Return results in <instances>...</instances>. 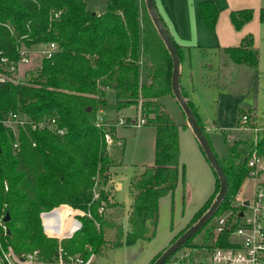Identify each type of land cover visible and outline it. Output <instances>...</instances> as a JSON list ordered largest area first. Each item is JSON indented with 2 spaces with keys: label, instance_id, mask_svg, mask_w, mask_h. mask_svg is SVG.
I'll list each match as a JSON object with an SVG mask.
<instances>
[{
  "label": "trees",
  "instance_id": "obj_1",
  "mask_svg": "<svg viewBox=\"0 0 264 264\" xmlns=\"http://www.w3.org/2000/svg\"><path fill=\"white\" fill-rule=\"evenodd\" d=\"M57 10L61 14L55 18L53 13ZM198 12L205 25L214 30L219 14L215 2L199 1ZM253 14L252 8H240L231 10L229 17L239 30ZM263 18L261 8L260 19ZM172 40L181 59L183 49ZM49 41L57 45L53 56L41 58L36 70L22 81H13L0 65V75L5 76L0 81V117L10 111L25 113L32 119L56 113L59 126L65 129L62 136L50 131L21 134L20 149L14 153L11 135L0 124V207L10 217L6 221L8 242L17 252L37 249L43 258H53L59 242L43 232L40 213L63 205L89 210L91 214L80 216L81 228L61 240L66 255L79 254L86 259L91 253L103 256L108 249L130 247L139 240L151 241L156 235L159 200L174 192L185 169L179 163L178 126L159 100L165 95L173 96L172 59L150 19L145 1L107 0L104 10L97 12L88 8L86 0H0V55L16 62L22 47L31 49ZM222 50L234 64L258 69L259 50L251 34L243 36L238 45ZM141 52L147 57L144 69L148 82L140 81ZM180 89L209 141V132L196 106ZM109 91L115 92V102L107 100ZM130 106H136L141 117L147 118L144 125L154 126L155 140L152 164L144 165L130 180L132 200L126 210L124 203L111 194V168L117 161L104 134L109 133L112 142H117L118 117L109 118L107 114L118 115ZM251 111L255 109L239 107L238 119ZM101 113L104 120L98 122ZM125 125H129L128 117ZM239 144L228 142L223 156L215 154L228 189L220 207L204 226V244L214 234L215 225L210 222L237 208L234 199L247 173L245 163L238 160ZM212 171V194L179 235L200 218L217 194L220 182ZM4 180L7 190L2 187ZM95 184L97 199H93L92 193ZM101 202L104 212L99 214ZM231 228L219 233L208 246L229 245ZM202 229L183 247L194 248L192 240Z\"/></svg>",
  "mask_w": 264,
  "mask_h": 264
},
{
  "label": "rangeland",
  "instance_id": "obj_2",
  "mask_svg": "<svg viewBox=\"0 0 264 264\" xmlns=\"http://www.w3.org/2000/svg\"><path fill=\"white\" fill-rule=\"evenodd\" d=\"M86 2L88 8L97 11L105 8L107 0H86ZM257 19L263 35L264 20L260 21L259 17ZM262 42L261 66L257 70L235 65L222 52L208 53L205 57H201L198 52L193 51L189 58L191 70L184 71L181 76V84L187 92V98L197 107L201 121L208 127L210 145L219 157L227 152L228 142L239 141L238 160L240 162H243L253 147L250 135L237 130L239 107L253 108L259 117L264 118V38ZM43 46L44 44H37L31 48L30 62L21 66L19 81L26 79L36 70L41 60L40 50ZM107 100L111 103L115 100L113 92H110ZM160 100L180 131L181 156H179V162L180 167L184 165V177L180 174L174 192L160 199L155 221L156 236L151 241H143L142 244L137 242L130 247L108 249L103 256L94 257V264H145L150 254L161 250L173 236L179 235L185 229L195 212L214 190L215 176L198 140L190 127L187 132L182 128L183 123L187 122L183 110L172 95L162 96ZM114 116L124 119L122 125H125L126 118L130 116L128 117L129 125L118 128L119 145L117 142L111 143V153L117 161V165L111 169L116 172V179L121 182V188L116 191L112 185L111 194L116 200L123 202L127 210L132 200L129 189L132 176L141 172L144 165L152 164L154 160V132L151 125L130 123L134 120L133 118L141 117L136 106L125 108L118 115L107 114L109 118ZM255 187V179L245 180L234 202H238L241 197L251 199ZM62 216L67 220L65 211L62 212ZM215 222L216 218L210 223L215 225ZM206 228L207 226L193 238L192 243L196 245L194 248L182 247L177 251L182 253L192 250L194 264L210 263L211 250L208 245L215 239V233L204 244ZM131 247L140 250V256L135 262L129 254Z\"/></svg>",
  "mask_w": 264,
  "mask_h": 264
},
{
  "label": "built area",
  "instance_id": "obj_3",
  "mask_svg": "<svg viewBox=\"0 0 264 264\" xmlns=\"http://www.w3.org/2000/svg\"><path fill=\"white\" fill-rule=\"evenodd\" d=\"M60 10L54 11L53 16L58 18ZM57 49L56 42L49 41L40 50L41 58H50ZM31 49L22 47L20 58L14 62L6 56L0 55V65L9 72L12 80L19 81V70L21 66L30 62ZM5 76L0 75V81ZM104 120V113L98 115L97 121ZM147 118L140 117L132 120L134 125H144ZM124 119L118 117V125H122ZM0 124L10 133L12 138V149L14 153L20 149L21 134L30 135L33 132L50 131L56 135L65 134V129L58 124L56 113H46L32 119L25 113L10 111L6 116L0 117ZM237 130L250 135L253 140V147L248 155L243 159L247 168L246 177L255 179V192L251 199L241 197L238 202H234L237 207L229 210L225 214L216 217L214 233L215 237L226 228H231L228 237L229 245L210 247L211 256L209 264H264V118L259 117L256 111L243 113L237 122ZM107 147L110 148L112 138L109 133L104 134ZM34 146L35 143L33 142ZM243 181V183H244ZM242 183V184H243ZM4 190H7V182L2 183ZM93 199L99 197L96 184L92 189ZM237 200V199H236ZM65 208L63 219L60 209ZM104 212V203L98 206V213ZM91 217L90 211H80L69 206H59L40 213L43 232L48 237L58 239V249L51 259L43 258L37 249L17 252L8 242V227L4 220L5 214L0 207V264H92L94 254L91 253L84 259L79 254L66 255L61 247V240L71 237L81 228L80 216ZM204 247L202 248V250ZM196 255H199L196 253ZM193 253L191 251L176 252L165 264H194ZM197 264H205L199 262Z\"/></svg>",
  "mask_w": 264,
  "mask_h": 264
},
{
  "label": "crops",
  "instance_id": "obj_4",
  "mask_svg": "<svg viewBox=\"0 0 264 264\" xmlns=\"http://www.w3.org/2000/svg\"><path fill=\"white\" fill-rule=\"evenodd\" d=\"M199 1L201 0H154L157 12L164 21L169 34L174 39V41L177 44H179L183 49V55L182 58L180 59L179 84H180V88H182L186 94L187 92L181 84V76L184 73V71L188 72L189 70H191V64L189 58H190V53H192L193 51L198 52L199 56L201 57H205L208 53L212 54L215 52L218 53L222 52L225 56H227L222 50L224 47L236 46L240 43L243 36L247 34H251L253 36L254 45L259 50L258 68L259 66H261V61H260L261 51H262L261 49H262V43H263L262 41L264 38L263 37L264 34L262 35L261 25L260 23L257 22L258 20L257 18L259 17L260 20V9L264 8V0H213L217 5L219 11L218 19L214 30H210L205 25L203 18L199 14L198 12ZM240 8H253L254 16L250 22L246 23L241 29L237 30L233 26L230 20L229 13L231 10L240 9ZM103 10L104 9H99L97 10V12H101ZM263 20L264 18L260 21ZM146 61H147V57L141 52L140 61H139L141 82H148V79L146 77V72L144 69V65ZM210 67L212 68V66ZM216 69L217 68H215V70ZM110 92H113L115 98L113 102H115L116 94L114 91H109L107 97L110 94ZM186 124L187 122L185 124L183 123L182 128L184 131L187 132L189 126L187 124L186 127L185 126ZM145 125H149V124H145ZM120 126H128V125L117 126L116 136H117L118 145H119L118 128ZM152 128H153L152 130L154 132V140H155V128L154 126H152ZM206 128L208 130L207 126ZM178 136H179V156H181L180 131L178 132ZM111 173L112 176L109 184L113 185L116 191L121 188V182L116 179L115 171L111 169ZM175 236H173L169 240V243L163 248H161V250L158 251L156 250V252L150 254L146 259L145 264H149V262L158 253H161L166 247H168ZM138 242L142 244L143 240H139ZM129 254L133 257L132 260L135 262L140 256V250H135L134 248H132L129 250Z\"/></svg>",
  "mask_w": 264,
  "mask_h": 264
},
{
  "label": "water",
  "instance_id": "obj_5",
  "mask_svg": "<svg viewBox=\"0 0 264 264\" xmlns=\"http://www.w3.org/2000/svg\"><path fill=\"white\" fill-rule=\"evenodd\" d=\"M147 12L150 19L157 30L160 38L165 44L171 59H172V76H171V90L177 103L183 110L187 124L191 128L193 134L198 140L200 147L210 165L219 178L220 187L215 195L209 208L200 216V218L193 223L189 228H187L182 234H180L168 247H166L160 255L154 260L152 264H165L167 260L175 254L183 245L191 239L198 231H200L205 224L212 218L215 212L220 207L222 201L224 200L228 183L224 171L219 164L217 156L215 155L207 137L204 135L200 125L198 124L196 117L192 113L186 99L184 98L182 91L180 89L179 77H180V57L174 42L164 26L162 20L160 19L153 0H144ZM10 217L8 214L5 215L4 220L9 221Z\"/></svg>",
  "mask_w": 264,
  "mask_h": 264
},
{
  "label": "bare ground",
  "instance_id": "obj_6",
  "mask_svg": "<svg viewBox=\"0 0 264 264\" xmlns=\"http://www.w3.org/2000/svg\"><path fill=\"white\" fill-rule=\"evenodd\" d=\"M65 210V208H62L59 210L60 213H62Z\"/></svg>",
  "mask_w": 264,
  "mask_h": 264
}]
</instances>
